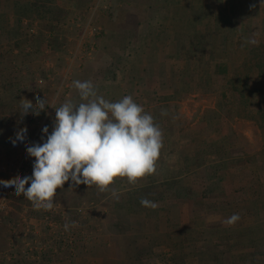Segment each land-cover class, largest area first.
I'll use <instances>...</instances> for the list:
<instances>
[{
	"label": "rangeland",
	"instance_id": "rangeland-1",
	"mask_svg": "<svg viewBox=\"0 0 264 264\" xmlns=\"http://www.w3.org/2000/svg\"><path fill=\"white\" fill-rule=\"evenodd\" d=\"M5 1L12 5L5 6ZM27 1L32 3L35 0H0V96L2 95L5 102L18 103L23 97L35 104V98L39 95L41 99L46 98L47 106L51 107H47L45 114L33 123L24 120L25 125L21 127H15L10 123L6 124L5 128L0 127L3 138L15 136L16 131L25 126L28 130L24 142L17 141L15 146L11 140L0 143V180H9L17 175H32L35 158L28 156L25 144L42 143L44 126H48L49 134L51 133L55 120L54 108L66 101L77 104L82 102L79 91L74 87V81H90L97 95L109 102H116L119 97L133 94L135 88L129 85L131 79L140 76L146 78L147 74H144V70L141 71L143 66L148 67L150 64L156 68L154 74L156 78L163 76L167 80L170 74L164 68L172 70L173 67L178 69V80L183 83L192 80L195 84L186 90L179 87L176 95L172 94L175 98L172 100L173 103H170L171 107L163 108L162 113L157 108L154 112V106L158 103L154 101L146 103L145 109L152 105V111L159 114L156 115V119L154 113L147 112L149 109L144 111L153 116L156 125L164 124L166 121L172 138L178 135L175 132L179 129L188 132V127H192L193 136H199L201 134L197 128H204L203 135L197 137L188 149L190 158L205 164L221 153L217 147L221 150L225 147L223 141H219L221 136L214 131L216 126H221L223 134H227L231 128L227 121L222 120L221 123L219 114L225 103L228 105L225 97V103L218 99L219 82L225 80L223 83L227 86L225 96L235 93L237 100H246L242 103L231 101V104H237V107L242 106L239 109L242 121L235 124L238 133L236 139L230 143L226 140L225 143L234 144V149L229 151L232 156L235 154L251 156V159L246 157L245 160L255 168L252 176L258 178V182H254L256 191L251 199L249 196L246 197L250 200L246 205H242L246 206L247 211L240 210L239 202L236 204L238 209L219 210L218 183L213 182L215 170L207 168V172L200 171L196 179L189 181L193 187L206 188L209 196H217L206 204L204 210L205 214L211 217H216L220 211L221 228L264 224L262 0H181L184 1L183 4L193 3L196 8L202 10L198 16L189 14V17H185L187 21H195L194 27L198 28L193 30L192 26L191 28L188 26L183 33L180 30L182 27H178L177 24L178 17L172 14V7L162 6V3L166 4L164 0H141L140 6L127 4L134 0H47L46 3L37 0L42 9L40 8L39 12L28 13L20 9ZM16 2H20L17 8L14 7ZM160 3L162 7L158 8L157 4ZM146 5L151 6L153 12L145 11ZM18 18L21 19L20 24H17ZM197 32L204 35L202 47L198 45V38L195 35ZM247 40H255L256 43H246ZM219 44L223 49L234 53L230 61L227 59L230 66L225 68L226 76L221 75L223 79L220 80L215 77L219 74L216 73L214 77L209 78L208 85H202V80L207 79L208 75L202 69L215 63L212 48ZM17 69L20 71L18 76L21 77L18 82L30 84L29 90L21 94L16 91L3 92L1 78L5 81L13 79ZM172 80L174 79L168 81ZM211 86L216 87L215 90H211L214 92L211 93L214 100L212 98L185 100L191 91H199L198 96H202L200 92L206 89L208 93ZM204 87L206 88L203 89ZM148 88L146 87V94ZM155 89L162 92L159 87ZM160 98L162 101H169L162 96ZM6 117L10 119L13 116ZM162 134L166 144L165 158L172 165L178 154L175 145L169 144L172 139L170 134L167 132ZM185 136L179 135L183 140ZM46 138L44 136V139ZM212 143L215 144L211 145ZM199 149L202 150L199 154L193 153ZM167 169L170 171L169 166ZM168 174L175 175L172 171ZM110 191L112 187L102 194L95 185L74 186L69 180L63 189H57L53 208L44 210L35 209L23 196L14 195V187L5 188L0 185V250L8 249V240L11 236L14 264H117V259L120 261L129 259V234L122 233L123 231L115 225L116 216L107 209L109 208L107 203L104 206V203L87 200L94 197L106 199L111 196ZM68 201L70 204L76 203L74 217L65 207ZM234 213H238L239 216L243 214L234 225H226L224 221ZM127 218L128 215H124L123 219ZM209 226H206V230L211 229ZM174 233L175 230L167 229L152 232L148 226L144 235L136 234L139 238L137 246L147 248V238L155 240L154 238L158 237L154 242H158L159 247L152 248V252L163 253L175 243ZM254 238H264V229L261 231L257 229ZM248 239L250 241V238L236 240L244 245L248 243ZM197 255L198 260L195 264H215L214 259L209 257L206 251L200 250ZM153 256L157 258V255Z\"/></svg>",
	"mask_w": 264,
	"mask_h": 264
},
{
	"label": "clouds",
	"instance_id": "clouds-1",
	"mask_svg": "<svg viewBox=\"0 0 264 264\" xmlns=\"http://www.w3.org/2000/svg\"><path fill=\"white\" fill-rule=\"evenodd\" d=\"M73 84L82 102L66 101L54 108L51 133L48 126L42 129L47 138L42 136V143L25 144L28 156L35 158L32 175L0 180V185L14 187V195L23 196L35 209L51 210L57 189H63L69 180L74 186L95 185L103 192L118 177L135 184L156 171L163 140L153 116L131 96L109 102L97 95L90 81L77 80ZM35 99V104L26 98L20 99L21 119L29 113L39 116L51 107L47 106L46 98L37 95ZM27 131L26 126L19 128L15 137L10 138L11 143L15 146L17 141L24 142ZM140 203L143 207H157L147 198H141ZM239 219V214L234 213L224 223L231 226Z\"/></svg>",
	"mask_w": 264,
	"mask_h": 264
},
{
	"label": "trees",
	"instance_id": "trees-1",
	"mask_svg": "<svg viewBox=\"0 0 264 264\" xmlns=\"http://www.w3.org/2000/svg\"><path fill=\"white\" fill-rule=\"evenodd\" d=\"M38 1L46 3L47 0ZM164 1L166 4L162 3V6L166 5L172 7L173 16L176 18L178 17L177 24L179 25L178 27H182L180 28L182 33L186 31L188 26L189 28L192 26L193 30L198 28L196 26L194 27L195 21H187L185 17L189 14L193 16L197 14L198 16L202 11L201 8H196L193 3L186 2V4H183L184 1L182 2L181 0H176L177 2H175V0H170L169 2L167 0ZM127 4L140 6L141 0H134V2H127ZM4 5L7 6L12 4L5 1ZM19 5L20 2L14 3V7L16 6V8ZM157 6L159 8L161 3L160 5L157 4ZM57 7L59 8V6ZM40 8L42 9V5H39L37 0H35L32 1V3L28 1L24 2L20 9L28 13V11L39 12ZM151 8V6H147L145 11L153 12ZM66 12L67 11H65V14ZM17 22V24H20L21 19L18 18ZM201 34L202 33L195 34L198 38L199 47L203 46L205 40L204 35ZM19 73L20 71L17 69L14 73L15 77L8 81L1 78V89L3 92L16 91L21 94L29 90L30 84L27 82H18L21 79V77L18 76ZM1 96V129L8 123L15 125V127L24 126V120L33 123L45 114V111L41 112L39 116L28 114L21 119L19 102H5ZM6 115H12L13 117L10 118V120ZM14 137L13 135H9L3 138L0 133V143H6L10 138ZM165 149L166 147L163 145L156 163L155 173L143 177L144 181H137L135 184H130L129 182L123 183L118 180L119 178H116L115 182L109 186V188L112 187V191H110L111 196L106 199L101 197L87 199L94 201V203H104V206L105 203H107V207H109L107 209H110L113 215L116 216L115 225L123 231L122 233L129 234V259L123 261L117 259V264H195L198 260L197 253L200 250L206 251L207 255L214 259L215 264H264V238H254L257 229L260 231L262 228L264 229V224H256L255 226L248 227L221 228L219 226L221 220L220 211H218L216 217L205 214L204 208L206 204L214 199L207 196L206 188L202 186L199 188L196 186L194 188L192 185H187L184 177H179L181 172L182 174L187 170L190 172L191 168L189 167L193 166L194 169L196 167L200 168L203 164L194 159L191 162L188 160L189 156L184 151V147L177 148L178 160L182 159V170L175 168V175L169 176L168 172L170 173V171L167 169L169 163L167 162V158H165ZM196 175L197 174H193V176ZM253 179L255 182H258V178ZM113 192H115V196ZM246 197H248V195H245L240 200L241 205H246L248 200H250H247ZM141 198H147L155 202L157 207L155 209L143 207L140 203ZM75 204H70L69 201L65 204L71 216L76 213L74 212L76 208ZM241 210L247 211L245 206H242ZM124 215H128V218L123 219ZM129 223H131V225H129ZM148 226H150L152 232L165 231V229H167V231L175 230L173 234L175 235V243L172 244L167 251L158 254H153L154 252H152V248L159 247L158 242H154L158 237L154 238L155 240L148 237V244H146L147 248L137 246L139 238H137L136 234L144 235ZM206 226L211 227V229L206 230ZM243 238H250V241L248 239V243L243 245L236 240ZM153 255H157V258ZM154 260H157V262Z\"/></svg>",
	"mask_w": 264,
	"mask_h": 264
},
{
	"label": "crops",
	"instance_id": "crops-1",
	"mask_svg": "<svg viewBox=\"0 0 264 264\" xmlns=\"http://www.w3.org/2000/svg\"><path fill=\"white\" fill-rule=\"evenodd\" d=\"M211 36L213 37V34H211ZM215 36H217V35H215ZM212 52H213V60H215V63H212L211 65H207L206 69H202V71H206L205 73L208 74L207 79L204 78L205 80H202V82H201L202 85L203 84L208 85V82L210 81L209 78L214 77L216 75V73H219L217 76H215V77H217V79H220V80L223 79V76H226V73H227L226 69H225L226 66L227 67L230 66L229 62L227 63V59H228V61H230L231 55H234V53L232 51H230V52H232L231 54H228L230 52H228L226 49H223V47H221L220 44H219V46L216 45V47L212 48ZM223 61H225L227 64L224 63ZM155 69L156 68H154L150 64H148V67L143 66V69L141 68V71L144 70V74L145 73L147 74V76L145 75L146 78L143 79V76H140L138 78H135L134 80L131 79L129 82V85H130V87H134L135 90H133L134 91L133 94H131V95L126 94L123 97L131 96L133 98L134 102L137 103L138 105L142 106L143 109H145L144 105L146 103H150L151 101L152 102L154 101V102L159 104V105L157 104L154 106V112H155V109L157 108L162 113L163 108H170L171 107L170 103H173L172 100H174V98H175L172 94L176 95V91H178L179 87L180 88L182 87L186 90L187 87L193 86L195 83L193 84L192 80H190V81L186 80L184 83L181 82L180 80H178V78H177L178 69L173 68V67H172V70L167 69L166 67L164 68V70L168 71L170 74V77L168 78V80H170L172 78L174 80L169 82L167 80V78H165V77L163 78V76H161V78L158 79L154 75ZM209 72L211 73L210 75H209ZM221 75H223V76H221ZM146 79H148L150 81H147ZM224 82H225V80L219 82V84H220V92L219 93L220 94L218 96V99H219V101L225 103V101H224V97H225V99H227V101H228L227 102L228 105H226V103H225V105L219 110V114L221 116V123H222V120L225 122L227 121L230 124L231 128L228 129L227 134H223L221 132V126L220 125L216 126L214 131L216 132V134L221 136V139L219 141H221V142L223 141V143L225 144V147L222 150L220 147H217L221 153H219V154L216 153V154H218V156H216L214 160L210 159L207 161V163H205V164L202 163L203 165H202V167H200L201 169L199 167H196L195 169H193V166H191L189 168L193 169L192 171L189 172L187 170L184 174H182V172H181L179 175V177H181V178L184 177L186 179L187 185H191L192 183L189 180L196 179L197 178L196 176L200 173V171L206 170L205 172H207V170H208L207 168H210V170H215L216 174H215V172H214V174L216 176H215V179L213 180V182L218 183L217 184L218 190H219V194L217 195L218 197L217 196H209L208 190L207 189L206 190H207V196L209 198H216L217 197V199L219 200V203H220L219 204V210L237 208L236 204H238V202H239L238 205L242 208L240 200L245 195H248L249 198L250 197L252 198L253 193L256 191L254 188V186H255L254 182L255 181H254L253 176H252L254 171H255V168L251 163H248L247 160H245L246 157H248V156H243L242 154H237V155L235 154V156L234 155L232 156L229 152L230 150H232V148L234 149V144H229V143L231 141L235 140L237 137V134H238L236 131L235 124L241 123V121H242V118L240 115V110H239L240 107H242V106L237 107V104H231V101H233V102L237 101V103L239 101V103H242V102H246V100H243L241 98H240L241 100H237L234 96L235 93L231 96H225L226 95L225 91L227 89V86L223 85ZM214 86L210 87L213 89L209 88L208 93L206 92V89H205L207 86L204 87L203 89H205V90L200 92L202 94V96H198L199 91L196 92L193 90V91H191V93L187 94V96L185 97V100L194 101V100H200V98H203V99L205 98L208 100H210V98H212L214 100V98L211 97L212 96L211 93L214 94V92H211V90H215V88H216V87L214 88ZM146 87H149L147 90L148 91L147 94L145 91ZM156 87H159V89H161L162 92L156 90L155 89ZM167 93H169V95H166ZM162 94H165V95H162ZM161 96L163 98L169 100V101H162L160 98ZM120 99H122V97H119V100ZM216 100H217V98H216ZM151 106L152 105H149V107L146 106L147 108L145 110L149 109V111H147V112L154 113L152 111ZM153 115H155L154 118L156 119V115H159V114L154 113ZM158 126H159L161 132H167L169 134L172 133L168 124L166 123V121L164 124H161V123L158 124ZM188 128H189L188 132H184L181 129L176 130L177 132H175V133L178 135L174 138H172L171 137L172 134H170L169 136L173 140L171 139L169 144L172 143L173 145H175V149L180 148V147H182V148L184 147V151L189 156L188 160H190L192 162L193 158H190L191 156H190V152H189L188 148L190 145H192V143L195 142L197 137H200L203 135V132H204L203 129L204 128H197V129H199L198 131L201 134L199 136H193L194 128H192V127H188ZM205 133H207V132H205ZM181 134L186 135L184 140H183V138L179 137V135H181ZM207 134H209V133H207ZM162 140H163V145H166L165 140L163 138H162ZM226 140L229 141L228 144L225 143ZM182 142H184V143H182ZM213 144H215V143H212L211 145H213ZM228 146H230V147L227 148ZM202 150H203V152H205L204 151L205 149L202 148ZM202 150L201 149L194 150L193 153L199 154V152H201ZM204 157L206 158V154H204ZM207 157H210V156H207ZM250 157L251 156H249L248 158H250ZM179 161H182V159L178 160V157H177V158H175V163L171 162L172 165L169 164V169H170V171H172V173H176L175 168L176 169L178 168V170L179 169L182 170V168H181L182 162H179ZM193 172H197V173H193ZM192 173L197 174V175L193 176ZM218 173L223 174V175H219ZM118 180H120L123 183L128 182L127 178H119ZM137 181L138 182L144 181V178H140ZM198 188H199V186H198ZM241 208H240V210H241ZM244 214H246V213H244ZM240 216H242V215H240ZM10 242H11V236L8 240V249L0 250V264H2V263L14 264L15 263V260H12L14 256H13V252H12L13 248H12V245L10 244ZM5 261H7V262H5Z\"/></svg>",
	"mask_w": 264,
	"mask_h": 264
}]
</instances>
